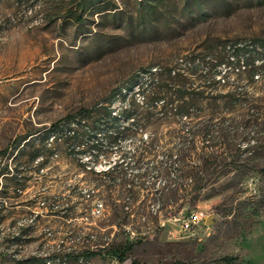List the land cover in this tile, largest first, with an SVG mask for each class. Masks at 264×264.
<instances>
[{
    "label": "rangeland",
    "instance_id": "obj_1",
    "mask_svg": "<svg viewBox=\"0 0 264 264\" xmlns=\"http://www.w3.org/2000/svg\"><path fill=\"white\" fill-rule=\"evenodd\" d=\"M256 50L264 0H0V152L132 85L111 106L117 142L91 130L76 150L92 153L63 136L43 159L38 140L0 156V264H264ZM129 241L123 262L107 250Z\"/></svg>",
    "mask_w": 264,
    "mask_h": 264
},
{
    "label": "trees",
    "instance_id": "obj_2",
    "mask_svg": "<svg viewBox=\"0 0 264 264\" xmlns=\"http://www.w3.org/2000/svg\"><path fill=\"white\" fill-rule=\"evenodd\" d=\"M257 51L258 53V60L260 61L259 66L264 65V51ZM174 70L169 69L168 77L170 79H176L177 74ZM168 78V79H169ZM132 85L128 87V91H131ZM121 89L119 92H113L110 96L106 97L105 99L95 103L92 107L88 108H81L78 113L76 114H69L62 119H59L47 127L41 128L35 132L34 136H31V133L28 134H21L16 136L13 140H11L8 145L1 150L0 156H6L7 154H12L14 152H19L21 146L23 147L25 143H28L32 140L33 143L39 142L41 144L40 147L36 148V153L33 155V159H43L44 153L42 152L43 149L48 150L52 146L54 142H58V140L64 136V139L70 143L72 151L74 154H86L92 153V151H96L99 149L100 144L96 143L88 146L87 148H78L76 150L77 145H79L80 140L82 139L84 133L91 130H102L105 134L106 141L109 143L117 142L121 137L126 135V128L121 127L119 124L120 121V114H113V110L111 109L112 104L115 102L118 96L122 97V101H126L127 104H131L129 100H127V90ZM131 96H133V93ZM167 97V96H166ZM165 96H157L154 102L159 104L161 102L162 108L168 107V99ZM185 98V94L178 96L175 100L178 102ZM171 101V106L175 108L176 114L180 117H188L190 116L189 108L185 103H174ZM129 107H126L122 114L124 115L123 118L129 119ZM89 118V119H88ZM37 137V138H32ZM36 140V141H35ZM45 161L42 162V165ZM136 242L129 241L125 242L116 246H113L108 251L114 252L120 261H124L126 259L127 253L133 248ZM96 254L95 250H85L79 253L80 256L85 258H90Z\"/></svg>",
    "mask_w": 264,
    "mask_h": 264
},
{
    "label": "built area",
    "instance_id": "obj_3",
    "mask_svg": "<svg viewBox=\"0 0 264 264\" xmlns=\"http://www.w3.org/2000/svg\"><path fill=\"white\" fill-rule=\"evenodd\" d=\"M253 179H251L250 183L252 184ZM103 210V203H97L94 206L93 213L94 214H101ZM204 217V212L199 210H192L186 216L183 217L181 223V230L182 231H190L194 229L195 225H198L202 218Z\"/></svg>",
    "mask_w": 264,
    "mask_h": 264
}]
</instances>
